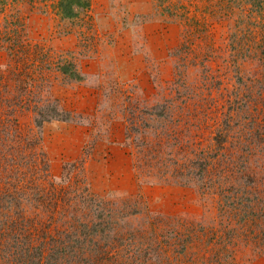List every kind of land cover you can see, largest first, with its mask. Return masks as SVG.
I'll use <instances>...</instances> for the list:
<instances>
[{
  "label": "rangeland",
  "instance_id": "rangeland-1",
  "mask_svg": "<svg viewBox=\"0 0 264 264\" xmlns=\"http://www.w3.org/2000/svg\"><path fill=\"white\" fill-rule=\"evenodd\" d=\"M0 1V37L9 31L30 51L22 54L23 65L0 51V64H9L0 67V97L17 96L8 90L23 67L22 76L33 78L29 87L58 98L71 117L45 122L39 131L28 97L19 98L20 105L0 102V190H18L5 169H16L14 156H27L19 169L26 191L28 178H37L34 194L45 197L40 188L50 173L58 190L69 187L81 214L93 205L131 212L128 224L139 229L143 247L154 233L163 238L160 230L180 234L145 264H211L220 238L233 228L240 235L224 263L264 264V139L258 145L252 132L264 125V0H145L150 12H139V0ZM132 46L137 49L129 59ZM62 60L76 62L81 80L48 69ZM244 97L251 98V111L232 106V99ZM245 136L255 143L243 164L233 145ZM219 142L233 153L230 164L237 169L210 184L193 168L189 180L185 174L198 151H220ZM247 175L254 177L245 186ZM218 184L256 197L252 231L232 219L227 191ZM22 205L47 216L48 201ZM246 233L255 244L243 240ZM131 253L122 264H140Z\"/></svg>",
  "mask_w": 264,
  "mask_h": 264
},
{
  "label": "trees",
  "instance_id": "trees-1",
  "mask_svg": "<svg viewBox=\"0 0 264 264\" xmlns=\"http://www.w3.org/2000/svg\"><path fill=\"white\" fill-rule=\"evenodd\" d=\"M6 34V36L0 37V51H5L8 60L12 59L23 65L22 54L26 55V57L30 56L29 49L21 47V45L19 47V43L17 45V37H14L9 31ZM57 63L47 64L48 69L55 68L62 75L70 77L68 79L81 80L76 62L62 60L57 61ZM8 65L5 64L0 67L5 70ZM20 69L24 72L23 67ZM22 71L12 76L11 80L14 81L12 86L15 89L12 87L13 90H8L9 93H18L17 96L15 95L10 99L1 95L0 102L3 104L13 102L15 105H20L21 100L19 101V98H22V96L28 97L25 101L28 103L27 109L33 111L35 126L39 131L45 122L71 119L70 113L64 112L59 108L60 101L58 98L51 94L47 95V91L45 92L43 88L39 89L38 86L29 87L33 78L22 76ZM8 86L9 84L5 85V88ZM237 104L238 110L239 108H244L246 109L245 111H251V98L247 101L244 97L238 102L232 99V106L236 107ZM12 111L14 110H9V114H14ZM252 113L255 112L253 111ZM245 115L241 114L243 117ZM252 132L260 139V141L256 142H260L258 145H261L263 143L262 139H264V125L261 128H254ZM245 138L246 140L239 142V145H233L235 147L233 153L242 163L253 154L252 145L255 143L251 140V137L245 136ZM221 143L219 142V148L222 147L220 151L208 152L209 154H205L203 148L198 151V160L194 161L192 168L186 174L184 173L189 180H192L193 168L198 169L196 175H198V180H201V183L207 179L210 184H216L217 182L213 179L217 175H221L222 178L225 177L224 180L229 179L227 177L228 172L236 170L237 166L230 164L231 159L234 158L233 153L226 152V146H222ZM28 144L37 147L39 145V149L42 147L41 142H28ZM41 154L43 156L42 160L46 165L45 170H49L50 166L45 157L46 154L44 152H41ZM226 155H229V157H225ZM16 157L11 158L12 167H16V169L12 172L7 167L4 169L6 172L8 171L6 175L8 183L15 184L18 190L16 192L0 190V264H122L126 253H129L132 257L131 252H136L133 255H137L136 257L140 259V264H145L150 259L153 261L158 260L159 255L162 256L166 253L173 239L180 236L178 232L175 233L170 229L169 232L160 230L163 238L158 239V235L154 233L155 237L149 240L146 247H143L144 238L138 231L139 229H137L136 225L132 229V225L128 224L130 220L129 213L131 212L128 214L123 213V207H120L119 211H114L108 207V209L99 208L98 205L95 209L93 205V210L89 214H81V211L79 212L77 208L72 207L68 194L69 187H62L58 190L56 180L48 172L42 179L47 184L40 188V192L46 196L40 198L34 194L37 178H28V191H26L25 186L21 187L23 184H19L26 177L22 176L23 171L19 169L25 164L22 158L25 160L27 156L20 155L18 158ZM31 160H34V158ZM252 177L254 175L246 176L245 186H247L248 181H251ZM220 186L225 187H222V190L226 189L227 191L226 197H223L225 203L229 206L230 213L234 215L232 219L236 220L238 218V225L246 224V227L248 226L252 231V225L256 221V216L252 213L256 197L252 196L250 198L249 194L246 195L245 189L238 192V188L233 184L227 186L218 184L217 187L220 188ZM240 187H244L242 183ZM23 200H27L29 203H33L35 200L48 201L47 216L42 215V212L36 206L29 208V210L23 208ZM247 202H250V204L248 205ZM244 203L247 206H244ZM59 204H62V206H59ZM128 205L126 203V206ZM136 211L143 212V210L138 209ZM43 219L45 223L42 222ZM119 219H121V222ZM138 223L140 222L138 221ZM140 227H142V230L148 228L144 224H141ZM239 235L240 232L235 228L229 229L223 234V238L219 240L222 248L215 250L216 253L209 258L212 261L211 264H225L224 261L234 254L228 247L233 245L234 238L239 237ZM245 235L246 238L244 237L243 240L245 239V241L255 244L254 238H252L254 240H249L250 236L247 233ZM123 241L126 243L124 244ZM186 241L188 242L187 239ZM183 242L185 243V241Z\"/></svg>",
  "mask_w": 264,
  "mask_h": 264
},
{
  "label": "crops",
  "instance_id": "crops-1",
  "mask_svg": "<svg viewBox=\"0 0 264 264\" xmlns=\"http://www.w3.org/2000/svg\"><path fill=\"white\" fill-rule=\"evenodd\" d=\"M144 2H146L145 0H139V2H138V5H140V9H139V12H150V10H149V8H147V5L146 6H144L145 4H144ZM147 3V2H146ZM148 4V3H147ZM134 49H137L135 46H132V48L126 53V55L128 54L129 55V59H133L132 58V52L134 51ZM125 55V54H124ZM128 55H127V57H128ZM134 57V56H133ZM109 132H108V134L110 135V136H113V134H112V132H111V130H108ZM121 139H123V137L121 138ZM82 141V140H81ZM83 142V141H82ZM84 142H86V140H84ZM100 142H102V141H100Z\"/></svg>",
  "mask_w": 264,
  "mask_h": 264
}]
</instances>
